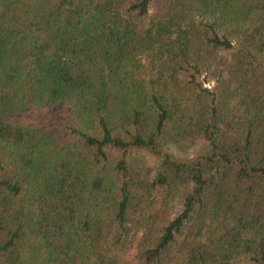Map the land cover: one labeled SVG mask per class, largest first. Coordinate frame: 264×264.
Masks as SVG:
<instances>
[{
    "label": "trees",
    "instance_id": "obj_1",
    "mask_svg": "<svg viewBox=\"0 0 264 264\" xmlns=\"http://www.w3.org/2000/svg\"><path fill=\"white\" fill-rule=\"evenodd\" d=\"M0 264H264V0H0Z\"/></svg>",
    "mask_w": 264,
    "mask_h": 264
},
{
    "label": "rangeland",
    "instance_id": "obj_2",
    "mask_svg": "<svg viewBox=\"0 0 264 264\" xmlns=\"http://www.w3.org/2000/svg\"><path fill=\"white\" fill-rule=\"evenodd\" d=\"M208 87V85H206Z\"/></svg>",
    "mask_w": 264,
    "mask_h": 264
}]
</instances>
